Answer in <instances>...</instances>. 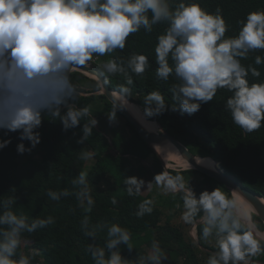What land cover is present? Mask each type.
I'll list each match as a JSON object with an SVG mask.
<instances>
[{
    "label": "clouds",
    "instance_id": "obj_1",
    "mask_svg": "<svg viewBox=\"0 0 264 264\" xmlns=\"http://www.w3.org/2000/svg\"><path fill=\"white\" fill-rule=\"evenodd\" d=\"M161 22L168 26L157 37L156 76L168 81L174 75L179 81L170 92L180 113L195 114L202 103L213 100L218 89L226 88L232 93L225 107L233 123L249 133L260 129L264 125V82L249 83V74L258 78L261 72L251 65L245 67L241 60L247 59L250 52L264 50V10L249 12L239 22L238 34L226 38L228 25L220 10L208 12L195 0H0V130L5 134L19 131L17 153L31 152L41 143V134L35 130L45 113L59 117L64 131L84 121L77 142L87 141L98 120L89 107L75 106L79 92L69 73L91 62L108 74L124 75L127 85H132L131 74L142 75L150 67L147 56L134 54L126 62L112 59L103 65L93 56L123 50L131 34L142 28L152 32L153 25ZM255 64H264V57L257 55ZM119 95L128 103L130 89L120 86ZM143 103L148 117L168 110L159 90L146 94ZM108 119L114 120L115 113ZM10 143V138L0 139V150ZM92 156V152L82 151L80 158L89 160ZM165 171L167 174H157L154 181L165 192L187 193L184 222L191 224L202 212L203 238L215 237L218 251L209 255L207 264H258L252 258L264 254V235L248 226L250 217L239 215L235 191L230 198L220 188L205 190L197 198L191 188H185L180 176L172 177ZM87 176V172H79L71 183L80 186L75 195L81 203L86 202V211L90 212L95 202ZM126 185L132 196L141 191L144 181L129 177ZM69 195L67 188L59 193L48 192L54 201ZM15 203L14 196L0 200V264H31L28 256L16 258L22 234L33 233L55 220L48 216L29 222L12 210ZM112 203L117 201L113 199ZM152 211L153 201L146 199L138 205L136 215ZM82 227L85 235L95 240L96 230L105 226L89 228L85 216ZM107 236L104 246H87L94 264H161L165 257L158 241H153L150 251L136 260L123 257L118 245H127L129 251L133 246L129 230L118 223L107 226Z\"/></svg>",
    "mask_w": 264,
    "mask_h": 264
},
{
    "label": "trees",
    "instance_id": "obj_2",
    "mask_svg": "<svg viewBox=\"0 0 264 264\" xmlns=\"http://www.w3.org/2000/svg\"><path fill=\"white\" fill-rule=\"evenodd\" d=\"M195 2L211 13L220 10L228 25L226 38L238 34L241 26L239 22L243 21L249 12L264 10V0ZM167 26V22L158 23L153 25L152 32L142 28L128 37L123 50L117 49L104 56L94 54L93 57H97V62L103 65L112 59L126 62L134 54L147 56L150 67L142 75L131 74L134 81L132 85H127L122 74H108L103 71L111 89L119 92L120 86L128 87L131 96L127 99L137 104L144 115L145 95L151 91H161L168 110L163 115L145 117L157 121L162 129L185 144L194 155L211 157L226 173L264 197V125L251 133L235 125L225 107L226 100L232 95L226 88L218 89L213 100L202 103L195 114L189 116L180 113L178 102L170 92L173 84L179 81L174 75L170 76L168 81L156 76L157 37L163 34ZM257 55L264 57V50L250 52L247 59L241 60L245 67L251 65L261 72L258 78L249 74V83L264 82V64H255ZM169 63L171 65V60ZM70 79L79 92L75 106L89 107L91 115L98 120L92 136L87 141L82 144L77 142L83 134L81 129L84 121H81L78 127L64 131L59 117L47 116L46 113L42 116L41 126L35 130L41 134V143L31 152L22 155L17 153L16 146L21 142L19 131L5 134V130H0V139H11V143L0 150V200L14 196L16 203L13 204L12 210L17 215L27 217L29 222L48 216L55 220L53 224L33 233H23L22 240L29 243L19 247L16 258L21 254L30 258L27 253L28 249H31V260L35 264H94L91 253L86 250L88 244L97 243L98 246H104L109 239L107 226L118 223L131 234V251L127 245H118L122 256L127 259L136 260L139 256H144L150 251V244L158 241L172 258L169 259L170 262L174 260L173 251H176L181 264H207L209 255L218 251L215 237H209L207 240L203 238L202 223L195 227L198 243L192 240L188 232V227L201 219L203 213H199L191 224L184 222L182 214L187 193L178 191L152 195L157 184L154 177L160 173L166 174L165 170L172 177L180 176L185 188H191L197 198L202 191L188 185L186 179L191 176L196 177L209 192L220 188L230 198L232 192L222 183L196 169H165L157 155L119 110L103 93H96L101 89L96 79L78 70L71 72ZM98 98L104 100L102 107H96L94 104ZM90 103H93L92 106ZM175 106L177 110H173ZM111 111L124 118L126 128L118 124L107 128L100 125L99 118L112 115ZM158 128L155 131H158ZM23 142L29 146L27 140ZM82 151L93 153L86 169L81 165ZM79 172L88 174V186L95 202L90 212L86 211V202L81 203L75 195L80 186L74 187L71 183ZM129 177L144 181L141 191L132 196L127 193L126 178ZM65 188L69 189L71 195L62 196L55 201L48 196L49 191L59 193ZM113 199L117 201L116 204L112 203ZM146 199L153 201V211L137 216L138 205ZM165 204L168 206V212L163 209ZM244 209L247 217L253 220L258 229L263 230L262 221L256 214H252L256 210L248 205H244ZM85 216L89 219V228L94 225L105 226L96 230L95 240L85 235L82 227ZM252 259L264 261V254Z\"/></svg>",
    "mask_w": 264,
    "mask_h": 264
},
{
    "label": "water",
    "instance_id": "obj_3",
    "mask_svg": "<svg viewBox=\"0 0 264 264\" xmlns=\"http://www.w3.org/2000/svg\"><path fill=\"white\" fill-rule=\"evenodd\" d=\"M81 71L85 74L87 72H91L95 74L96 80L100 84V90L97 91L96 93H103L107 99L119 110V112L122 114V116L128 121L132 127L138 132L140 137L146 142V144L152 149V151L157 155L159 160L162 162L163 166L165 167V163L161 155L156 151L155 146L161 144L164 141H169L172 143L174 146L178 147V149L184 154L185 158L189 161L191 164L189 167L186 168H192L196 169L197 171L203 173L204 175L211 177L218 182L222 183L225 185L233 195V191H237L240 193L242 196H244L256 209L254 213L259 217V219L262 221L264 224V203L262 202V199H264L263 196L255 193L254 191L248 189L245 187L241 182L235 179V177L229 173H226L223 168L219 165V163L215 160L212 161L215 163V168L209 169L199 163H197L196 158L197 156L194 155L190 149L177 140L174 136L169 134L167 131L161 128L160 124L158 123L160 129L159 131H151L146 129L114 96V92H117L115 90H112L106 77L104 76L103 71L95 66L93 63L89 62V65L87 67L85 66H80L77 68H73L72 71ZM69 73V76L71 74ZM200 157V156H199ZM187 189V188H186ZM194 192V191H193ZM195 194V193H194ZM196 195V194H195ZM201 219L197 220L194 222L190 227H196L198 224H201ZM249 226V225H248ZM192 240L195 243H198V239L195 236L190 235ZM203 249L207 250L204 248L202 245H200ZM255 262H258V264H264V261L262 260H254Z\"/></svg>",
    "mask_w": 264,
    "mask_h": 264
},
{
    "label": "bare ground",
    "instance_id": "obj_4",
    "mask_svg": "<svg viewBox=\"0 0 264 264\" xmlns=\"http://www.w3.org/2000/svg\"><path fill=\"white\" fill-rule=\"evenodd\" d=\"M87 74L93 78L96 77L95 74H93L91 72H87ZM114 96L146 129L154 131L151 128V126H150L147 118L145 117L144 113L140 110V108L137 106V104H135L134 102H131L129 100L127 103V100L123 96L119 95V92H114ZM155 149L161 155V157L163 159L175 158L176 160H174V161H177L183 167H189L191 165L189 163V161L185 158L184 154L178 149V147L174 146L169 141H164L161 144L156 145ZM196 161H197V163H199V164H201V165H203L209 169L215 168V163L212 161V159H210V157H199V156H197ZM235 198L237 199V204H238L237 211H238L239 215L247 217V215L245 213L244 205H248V206L252 207L254 210H256L255 207L244 196H242L237 191H235ZM262 202L264 203V199H262ZM251 224H252V226L254 225L252 223V221L250 220L249 225H251ZM260 234L264 235V231L260 232Z\"/></svg>",
    "mask_w": 264,
    "mask_h": 264
},
{
    "label": "rangeland",
    "instance_id": "obj_5",
    "mask_svg": "<svg viewBox=\"0 0 264 264\" xmlns=\"http://www.w3.org/2000/svg\"><path fill=\"white\" fill-rule=\"evenodd\" d=\"M104 63V62H103ZM96 65V64H95ZM104 100L103 99H101V98H98L95 102H94V104H95V106L96 107H102L104 104ZM92 104L93 103H90V106H92ZM111 114H113L112 113V111H111ZM148 120V122H149V124H150V126H151V128L155 131L156 130V128H158L159 127V125L157 124V122L156 121H154V120H149V119H147ZM99 122H100V125L101 126H103V128H107V127H110V126H116V124H118V125H120V126H123V127H125L126 128V126H125V120H124V118L121 116V115H117V114H115V119L114 120H112V121H109V119H108V117H100L99 118ZM159 129H160V127L158 128V131H159ZM164 160V163H165V168H174V169H189V168H186V167H183L182 165H180L177 161H174V160H176L175 158H170V159H163ZM167 160V161H166ZM171 161V162H170ZM173 161V162H172ZM90 164V159L89 160H83V163L81 164L82 165V167H84L85 169H86V167L88 166ZM167 174V173H166ZM186 182L188 183V185H193L195 188H197V189H200V191H205V190H208L207 189V187L205 186V185H201V183H199L198 182V179L196 178V177H193V176H191L189 179H186ZM154 189L155 190H153V192H152V195H156L157 193H162V194H168V192H165L164 190H163V188L162 187H160V186H158L157 184H156V186L154 187ZM167 204H165L164 205V207H163V209L166 211V212H168V209H167ZM253 213V212H252ZM252 218V217H251ZM252 223H253V220H252ZM254 225L252 226V224L251 225H249L250 227H252V229H253V231L254 232H258L259 234H260V232H262V231H264V229L263 230H260V229H258L257 228V226L255 225V223H253ZM188 232H189V234L190 235H192V236H194L195 237V235H196V232H195V227H188ZM29 242H27V241H25V240H22V242H21V247H24L25 245H27ZM153 243V242H152ZM152 243L150 244V248H149V250L151 249V245H152ZM159 244H160V248L162 249V255H164L165 257L162 259V262H161V264H181L180 263V259L178 260L177 258V253H176V251H173V261H169V259H172V258H170V255H169V253L167 252V250H166V248H164L162 245H161V243L159 242ZM28 252L29 253H27L29 256H30V260L32 259V251H31V249L29 250L28 249ZM178 261H177V260ZM31 264H35L34 262H32V260H31Z\"/></svg>",
    "mask_w": 264,
    "mask_h": 264
}]
</instances>
